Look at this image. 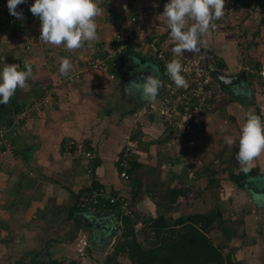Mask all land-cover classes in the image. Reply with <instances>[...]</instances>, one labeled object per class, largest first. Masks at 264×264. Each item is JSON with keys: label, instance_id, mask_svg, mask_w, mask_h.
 <instances>
[{"label": "crops", "instance_id": "1", "mask_svg": "<svg viewBox=\"0 0 264 264\" xmlns=\"http://www.w3.org/2000/svg\"><path fill=\"white\" fill-rule=\"evenodd\" d=\"M227 1L225 0V4ZM168 2L169 0H96L102 9V13L95 19L99 40L90 44L85 43L82 48L72 52L63 46L56 47L40 41V21L21 35L10 33L12 42L9 44L5 43V36L0 34V70L5 63L18 64L19 70H25L24 64L27 62L32 68V77L26 82L27 86L16 90L7 107L11 108V102L14 100L30 105L47 98L41 110L37 113L33 110L35 114H31L28 122L13 128L4 138L5 146L0 145V205L7 200V198L3 199L4 195L16 199L17 192L20 191L31 199L28 198L29 203L19 200L18 203L23 204L16 210L26 213V217L24 216L26 220H34L37 217L34 211L44 213V219L48 220L50 217L45 214L47 209L52 212L64 211L75 204V195L89 187V177L85 169L87 167L92 169L94 160L99 161L93 174L95 181L105 188L117 191L122 198L130 202L129 211L141 218H144L142 214H146L144 208L153 212L151 206L154 205L156 192L153 190L155 186L145 180L141 181L140 175L145 176L144 171L148 167L155 169L157 161H160L159 167L165 171L168 180H172L173 177L183 178L185 181L182 185L188 186L192 193L191 184L204 183L206 179L205 174L203 178L199 175L197 177L195 170L206 172L208 166H215L218 169L223 164L224 169L232 167L231 174L243 173L235 158L239 151L240 129L249 112L259 115L264 121V92L259 79L245 78L231 86L225 85L219 79L215 80V89L212 90L217 94L212 95L210 103L208 100V107L201 113L199 130L194 135L193 145H187L186 140L181 135H177L176 130L171 129V135L162 142L171 139L177 143L172 145L167 143L166 145L169 146L162 153L156 142L153 144L150 142L157 140L160 143V138L170 128L161 122L158 114L151 107L156 105L155 102L146 103L138 95L134 100L127 101L126 106L129 104L132 106L130 110L118 111L120 107L104 108V104L112 103L111 96H103L110 90L107 89L110 83L114 85L111 92L118 85L120 93L124 95L128 90L132 91L127 84L129 81L126 84L123 82L126 77L130 78L137 71L152 73V68L145 58L153 57L157 51H169L173 56L171 49L175 46V42L169 38L170 33L164 40H160L163 33L168 31L166 18L161 16L164 5ZM231 15L226 11L223 18L215 21V29L211 30L209 36L202 38L206 43H201L199 48L206 50V53L212 51L214 55L225 61L226 67L221 71L222 75L238 77L242 60L239 51L234 47L237 41L233 42V33L228 31L229 24L233 20ZM130 18H134V21ZM128 26L136 29L134 34L139 42L135 45V49L144 58L143 66H136L137 62L134 61L122 65L118 59L115 60L119 65V73L122 76L125 74V79L120 76V82L117 81L119 79L115 80L116 84L109 79L106 71L85 68L86 61L99 60L107 55L115 47L113 33H122ZM194 53L197 52H185L178 58H191L196 55ZM260 54H264V51ZM260 54L258 53V57L254 56V58L263 60ZM210 56L209 58L213 59L212 55ZM63 58H68L72 65L67 75H62L59 71ZM77 74L79 76H76ZM159 75L162 76L160 71ZM133 80H137V77ZM102 98L107 99V102H103ZM151 108L152 112L145 116L144 111L146 109L149 111ZM152 129L155 131L152 132ZM225 136H232L236 144L229 147L224 142ZM1 137L2 133L0 139ZM181 139L184 145L181 144ZM62 142L65 143L64 152L60 151ZM130 142L133 144H131L133 150L137 149L134 156L139 158L143 167L138 177L132 174L131 181L124 182L118 177V161L122 149L128 148ZM86 153L91 155L90 159L85 156ZM178 164H183V169L176 173L171 166ZM195 167L197 169H194ZM251 171L255 173L254 177H248L240 183L230 179L227 188L219 189L221 192L227 190L225 193L229 195L235 194L232 199L235 206L238 202L244 200L246 202V199L250 201L249 197L254 195L255 205L257 204V209L262 210L263 213L254 216V210L251 219L259 224L258 235L264 237V181L261 184L257 183L259 178L264 177V153L253 161L248 172ZM135 180L139 183L131 184ZM247 180L253 183L245 184ZM212 181L210 180V183ZM10 186L15 187L16 190L12 194H7L5 190ZM243 186L248 187L250 192L245 191ZM202 189L206 191L208 186L201 187L200 190ZM203 195L205 193L201 192L202 197ZM199 198L197 193L196 198L190 197L188 202L192 205V202L196 203ZM204 199L203 201H206V197ZM24 204L28 207H23ZM232 210L236 209L232 207L229 212L232 213ZM3 212L4 210L1 211L0 208V213ZM5 212L6 219L12 216L11 210L6 209ZM146 217L153 216L146 214ZM77 218L81 220V215L77 214ZM243 224V221L240 222L241 227ZM26 226H29V223ZM82 227L92 232L90 228ZM246 232V230L242 231V235ZM77 233L83 234L87 231L78 230ZM232 241L235 243L237 239ZM238 242L240 244L239 239ZM253 244L259 246L257 247L259 252H264L263 249L260 250L261 242ZM78 245L76 243L75 246ZM258 259V262L255 260L257 264H264V257ZM236 260L240 264L238 257ZM83 262L88 264L84 260Z\"/></svg>", "mask_w": 264, "mask_h": 264}, {"label": "rangeland", "instance_id": "2", "mask_svg": "<svg viewBox=\"0 0 264 264\" xmlns=\"http://www.w3.org/2000/svg\"><path fill=\"white\" fill-rule=\"evenodd\" d=\"M233 10L235 14L232 12L231 16L233 20L229 24L230 28L228 29V31H232L233 33V39H234L233 42L237 41L236 46L234 47L236 50H238L241 46L240 44H243L245 47H248L246 52L250 53L252 58L255 59L254 56L258 57V53L260 54L264 51V48H262L264 47V44H262L261 47L259 48V46L256 47L254 46V44L250 42L252 31L256 29V27H258L257 22L255 23L253 22L259 20L260 16L259 15L256 16L254 12L236 13V9L234 8ZM243 33L244 36L242 37L241 35ZM260 56L261 59L264 60V54L262 55L260 54ZM151 68L152 70L155 69V67L153 66ZM141 75L142 74H140V76ZM122 78L125 79V74L122 76ZM127 81L130 82L133 81V79L126 77V79L124 80V84H126ZM137 82L140 81L137 79ZM127 84L129 85V83ZM112 86L114 85L110 83V85L107 86V89L110 90H108V93L103 95L104 97H106L107 95L111 96L110 100L112 101V103L110 102L111 104H104V108L107 107L108 109L109 107V109H112V107H117V108L120 107L118 111H122L123 109L125 110L132 109V106L130 104L126 106L128 102L126 101L125 98L127 96L121 95L119 86L116 85L114 90L111 92L113 88ZM103 88L106 89V87ZM106 100L107 99L102 98L103 102H107ZM144 112H145V116H147L148 113L147 109ZM156 117L158 118V116ZM154 131L155 129H152V132ZM176 134L178 135L179 131ZM173 141L171 139H167L166 142H162V143L160 142V144H156V145L160 146L161 148L160 152L162 153L163 151H165V149H167V146L172 145L175 142L177 143V141L175 140ZM167 143L169 145H166ZM131 144H132L131 142L128 143V146L132 147L133 144L132 145ZM181 144L184 145L182 139H181ZM159 162L160 161H157V164L155 165L156 166L155 169L151 167L145 169L144 171L145 176L143 175L142 177V175H140L141 181L145 180L146 182L150 183V185H153V187L155 186L153 190H155L156 192L154 195L155 198L153 202L154 205L151 206L153 212L148 210V208H144V212L146 214H149L154 218H158L159 216H161L160 217L162 219L161 224L163 225L165 221H167L168 223H172L178 217H186L187 215L196 214V213H210L212 210H214L215 212H218L220 218H222L225 221L224 225H222L224 229L219 227V224L216 221L214 223L215 226L211 228V230L209 231V233H207V235L215 245L224 248V250L222 251L224 255L230 254L232 255V257L235 258V260L238 257L240 260L239 261L240 264H247V263L256 264L259 261L258 257H264V252L258 251L257 247L259 246L256 245L254 246L253 244L254 242L255 243L261 242L262 246L260 247V250L261 249L264 250V237L258 235L259 232H257L259 224L257 223V221L251 219V214L253 213L252 211L255 210L254 216L255 215L259 216L263 213L262 210L257 209L258 207L257 204L255 205V200H254L255 198H253L254 195L251 194L253 197H249L250 201L246 199L245 202V200L243 199L244 201L238 202V204H236L235 206L232 200L234 199L235 194L229 195V193L228 194L225 193L227 190L221 192L219 189L220 187L227 188L226 186L229 185L228 180L231 181L230 175H234L231 174L233 171L232 167L224 169L222 164L219 167L224 169L223 171L219 167L218 169H216L215 166H208L206 172H201L202 170L201 171L195 170V175L197 177L198 175L202 177L204 174L206 177L204 183L195 182L194 185L191 184V188L193 189V193L191 194L192 195L191 199H193L194 196L193 194L196 191V193H199L200 200H198L196 203H193L191 201L192 205L189 204L188 201H183V202L180 201L177 210H175L174 206L168 204L166 199L168 198L172 190L176 188H181L185 180L183 178L177 179L175 177H173L172 180H168L167 176L165 175V171L160 169ZM194 169H197V167H195ZM140 172L141 171L136 172L137 177L140 174ZM86 175L89 177L88 180L90 182L91 175L89 173ZM162 175L164 177H161ZM210 180H213V182L210 183ZM263 181H264V177L259 178L257 183L261 184ZM209 183L212 185V187L210 188L211 190H208L209 188L206 191H204L203 189L200 190L201 187H205ZM242 188L245 191L247 190L248 193L250 192L249 191L250 189L248 187L243 186ZM14 190H16L15 187L10 186L5 191H7V194H12ZM201 192L205 193L203 197L201 196ZM24 194L18 191L16 199H12L10 196L9 199V197H6V195L3 196V199L7 198V200L6 202H2L3 204L0 205L1 211L4 210L3 213H0V264H14L17 260H19L22 256H24L26 253L30 251L41 253V256L51 255V257L54 259H59V260L64 259V261L70 259L83 261L86 259L88 264H105L108 255H110L114 250L113 248L114 243L120 234L119 230L116 231V233L114 234L115 235L114 239H111L112 230L109 233H106V231L103 230L104 229L103 227H100V229H98L97 231L95 229H91L92 232H89L87 230V233H83V234L77 233L76 235L75 233L76 224L72 220L64 223L62 221L63 218L67 217L66 209H64V211L62 212H59L58 214L50 211V209H47V211H45V214H47V216L50 217L48 219V222L52 223V225L50 223L48 224V222L44 218H39L38 217L39 214L36 211H34V215L38 217V218L36 217L37 219L35 218L34 220L32 219L26 220L25 219L26 213L22 211L20 213L18 212L19 210H16L18 209V206H22L23 203H20L21 201L22 202L26 201L29 203L27 199V195ZM227 196L230 198H228ZM204 197H206V201H203ZM236 197H238V194H236ZM29 199H31V197ZM19 200L20 202L18 203ZM155 202L156 203L161 202L165 206H161L157 208L155 206ZM258 206H262V205L258 204ZM232 207H234L237 211L232 210V213H230L229 209ZM6 209L12 211V216L7 217V219L5 218V216L7 215V213L5 212ZM151 213L154 214L151 215ZM146 214L145 215L142 214L144 217L142 219L147 221V219H145ZM242 221L244 222V224L241 227L240 222ZM27 223H29V226H26ZM91 226L93 225H89L88 227ZM135 230L138 241L141 242L144 246H149V242L145 241L148 233L146 230H144V226L137 224L135 226ZM244 230H246L247 232L245 235H242V231ZM84 231L85 230H81V232ZM234 231H235V236L232 237L231 235L233 234L231 232ZM73 234L75 235L74 240L71 239ZM84 239H86V241ZM234 239H237V242L239 239L240 244L239 242L238 243L235 242L236 243L235 244L232 241ZM47 240L53 241L52 242L53 245L49 249L45 247V242ZM76 243H78L79 245L75 246ZM117 263L129 264V261L124 256H120L117 258Z\"/></svg>", "mask_w": 264, "mask_h": 264}, {"label": "trees", "instance_id": "3", "mask_svg": "<svg viewBox=\"0 0 264 264\" xmlns=\"http://www.w3.org/2000/svg\"><path fill=\"white\" fill-rule=\"evenodd\" d=\"M233 2L235 3V0ZM255 22H257L259 26L264 25V18H261L258 21H254L253 23ZM169 33V30L166 31V33H163L160 40H164V38H166ZM261 34L262 32L259 27H256V29L252 31L250 42L256 47H260L262 44H264V39L261 37ZM241 36L243 37L244 33ZM240 45L241 46L238 51L241 55L242 66L246 65L248 67H252L253 69H258L260 65H262V61L258 60L257 58H255L256 60L253 59L250 53L246 52L248 47H245L243 44ZM163 55L165 60H172L174 58V56L170 55L169 51L164 52ZM207 55L208 57H211L210 55H212L213 60L215 62V66L217 67V69H219L218 72H221L226 67L225 61L219 58L218 56L214 55L212 51L207 52ZM117 59L123 65L127 62H137V60H142L144 58L140 56V52L135 49V46H126L113 59L108 60L107 69L105 70V73L109 75V79L110 75L113 76V79L110 80H113L114 84H116L115 80L119 79L120 76H122L119 73V65H117L115 68L111 66L112 63ZM145 60L147 61V64L150 63L151 67H156V69H158L163 75V72L165 70L164 64L160 62L155 56L147 59L145 58ZM245 78L246 80L247 78L259 79V83L262 85V89L264 92V78H261V76L249 75L248 73H245ZM120 79L117 81L120 82ZM161 79L164 80L163 78ZM162 95H164V86L160 89L157 99L162 98ZM33 104L34 103H31L29 105L14 100L11 102V108L7 107L6 112H0V130H2V137L0 139V142L2 144L5 145L6 141L4 138L9 132H11L13 128L15 129L18 126H21L24 122H28V118L31 116V114L34 113L32 112ZM21 114H23L24 117L19 118V120L16 121L17 117ZM155 142L156 144H160L157 142V140L152 141L150 143L153 144ZM60 147V151L64 152L65 143L62 142ZM98 163L99 161L94 160L92 164V169L91 167H87L85 169L86 174H92L89 182L90 185L89 187H87V189H84L78 195H75V204L66 209L67 217L63 218L62 220L63 222L72 220L76 224V233L78 232V230L82 229L81 221L77 218L78 213H86L90 210H120V202H109V197L119 196L118 192L101 186L94 179L93 174L95 172L96 167L99 165ZM129 165L130 176L132 174H136V172L140 171L143 167V165L139 162V158L137 156H134V154L131 155ZM120 169L122 170V168L119 167L118 161L117 171L119 172ZM254 174L255 173L252 171L243 173L240 172L237 175H230V178L236 180L237 183H240L246 180L248 177H254ZM136 183H139V181H132L131 184L136 185ZM207 186L208 188L212 187L210 183ZM93 190L103 191L102 194L105 195L97 194L95 198H92L93 195L90 193ZM191 194L192 191L189 190L188 186H182L181 188H176L172 190L166 201L168 204L174 206L175 210H177L180 201H188V199L192 196ZM107 195H109V197ZM193 195V198H196L197 193H194ZM28 198L29 197L27 195V199ZM91 200H95V203H91ZM155 206L159 208L165 205H163V203L161 202H155ZM24 207L26 208L28 207V205L24 204ZM55 213L58 214L59 212L55 210ZM38 214L39 218H44V213L42 214L41 212H39ZM141 219V216L137 215L132 211H129V213L125 215H120V234L114 243V250L110 255H108L105 264H118L117 258L120 256H124L125 258H127L129 264H238L234 257H232L230 254L224 255V253L222 252L224 248L215 245L207 235L211 228L215 226L214 223L216 221L218 222L219 227L224 229L222 225H224L225 221L220 218V215L217 214L214 210H212L210 213H196L187 215L186 217H178L172 223H168L167 221H165L163 225L157 224L153 227H150L149 225L157 221L158 218L147 217V221L143 219L141 221ZM45 220L48 222L47 219ZM140 222L144 226V230H146L148 233L145 241L149 242V246H144L137 239L135 226ZM49 223L50 222H48V224ZM50 224L52 225V223ZM231 233L233 234L231 235L232 237L235 236V231ZM74 237L75 235L73 234L71 239H74ZM52 242L53 241L51 240L46 241L45 247L49 249L53 245ZM84 261L87 262L86 259ZM14 264H84V262L75 259H70L67 261H64V259H54L51 257V255L41 256V253L30 251L24 256H22L19 260H17Z\"/></svg>", "mask_w": 264, "mask_h": 264}, {"label": "clouds", "instance_id": "4", "mask_svg": "<svg viewBox=\"0 0 264 264\" xmlns=\"http://www.w3.org/2000/svg\"><path fill=\"white\" fill-rule=\"evenodd\" d=\"M25 2L26 0H7L9 14L17 19H23V13L18 12L17 8ZM29 10L40 21L39 40L46 44L56 47L63 46L66 50L72 52L82 48L85 43L90 44L99 40L98 26L95 19L102 13V9L98 6L96 0H34ZM237 12L239 13L236 10ZM225 13V0H169L164 5L161 16L166 18L167 28L170 31L171 38L175 41V46L171 49L174 58L167 63L166 73L177 88L186 87L187 81L181 75L182 71H184L181 61L175 57H180L185 52L199 51V45L206 43V40L202 38L211 34V30L216 27L215 21L223 18ZM233 13L235 14V12ZM19 68L18 64L5 63L2 70H0V105H7L16 90L25 88L27 86L26 82L32 77L30 64L25 62V70H19ZM71 68L70 60L63 58L59 68L60 73L67 75ZM217 74L222 73L217 72ZM260 75L264 77V70H261ZM140 77V82H137V80L130 81L128 87L135 89L144 102H156L159 91L164 86L159 70L153 69L152 73H148L146 76L143 74ZM215 79H218L216 74ZM224 142L231 147L236 141L232 136H225ZM136 151L137 149L135 148V151L133 150L135 152L134 155ZM262 153H264V121L261 120L259 115L249 112L246 115L245 123L240 129L239 151L235 158L241 166V170L248 172L253 161L260 157ZM120 161L121 156L119 158V167H121ZM129 170L130 165L127 170L128 174ZM121 171L120 169L118 172L119 178ZM129 181H131L130 174ZM98 192L100 191L93 190L90 194L93 195ZM91 203H93L92 200ZM127 203V212H124L121 208L114 211H118L119 216L129 213L131 206L129 201ZM87 212L96 211L90 210ZM78 214L82 215L85 213ZM81 221L82 226L88 227L90 225L89 221L85 225H83L84 221L82 218ZM139 225L142 224L140 223ZM88 228L96 231L100 229V227L95 225ZM81 230H84L83 227ZM88 231L90 232L89 229ZM114 238L115 235L111 237V239Z\"/></svg>", "mask_w": 264, "mask_h": 264}, {"label": "built area", "instance_id": "5", "mask_svg": "<svg viewBox=\"0 0 264 264\" xmlns=\"http://www.w3.org/2000/svg\"><path fill=\"white\" fill-rule=\"evenodd\" d=\"M230 1L231 4L229 3V0L227 1V4H225V11H227L228 14H231L232 10L235 8L239 12H254L256 16H260V19L264 18V0H235V3L233 2L234 0ZM33 3L34 0H26L24 4L19 5L17 11L22 12L24 18L17 19L9 14L7 0H0V34L5 36V43L9 44L12 42V38L9 36L10 33L21 35L25 31H28V28L39 23V19L34 17L29 10ZM130 20L134 21V18H130ZM258 27L261 29V37L264 39V25H258ZM135 32L136 29L132 26H128L122 33L115 32L113 34L115 47L102 59L86 61L85 68H94L100 71H105L107 69L108 60L113 59L126 46H134L135 44H138L139 41L135 37ZM169 38L172 39L171 35H169ZM172 42L175 41L172 39ZM163 53V51H157L154 56L162 62L165 67L163 72L164 76L162 75V78L164 79V95H162V98L156 100V105L154 107H151L155 113L158 114L164 125L177 132L179 131V135L186 140V144L191 146L193 145L194 135L199 130L201 113L203 109L208 107L212 95L214 96V94H217L212 88L215 89V74L219 69L215 66L214 60L208 57L206 50L201 48H199V51L194 53L196 55L191 58L182 59L177 57L184 68L181 75H183L187 81L186 87L177 88L166 73V65L171 60H165ZM261 61L262 65H260L258 69L241 65L239 67L240 75L248 73L249 75L261 76L260 72L261 70H264V60ZM117 64L118 63L114 61L111 66L115 68ZM21 65L23 66V63ZM76 76H79V74ZM261 78L264 77L261 76ZM110 79H113L112 75H110ZM46 102L47 98H44L40 102H35L32 105L33 110L39 112L42 105ZM152 108L148 111L149 114L152 112ZM23 117V114L19 115L16 121ZM0 133H2V130H0ZM0 144L2 143L0 142ZM132 153V147H128L123 150L121 155L120 166L122 167V171L120 173V178L124 182H129V174L127 173V170L129 169V161L131 160ZM85 156L89 159L91 158L89 153H86ZM102 193V191H100V193H94L92 198H95L97 194L104 195ZM116 201L121 203V210L127 212L128 203L124 198L121 196L109 197L110 203H115ZM93 203H95V200Z\"/></svg>", "mask_w": 264, "mask_h": 264}, {"label": "water", "instance_id": "6", "mask_svg": "<svg viewBox=\"0 0 264 264\" xmlns=\"http://www.w3.org/2000/svg\"><path fill=\"white\" fill-rule=\"evenodd\" d=\"M143 65H144V62L142 60H137L136 66H143ZM127 72H129V71H127ZM140 74H142V75L144 74L145 76L148 75L147 72L144 73V71H137V72H135V75H131L130 78L133 79L134 77H137V79L140 81V78H139ZM216 77L222 83H224L225 85H229V86L234 85L237 81L241 82V81L245 80L244 74H241L238 77H229V76H225V75L216 73ZM0 110H1L0 112H2V113L6 112L7 111V105H0ZM170 135H171V129H168V131L166 133H164V135H162V137L160 138V141L161 142L164 141ZM171 167H172L174 172L179 173L183 169V164L173 165ZM251 182L252 181L247 180V181H245V184H249ZM81 218L84 221L83 225H85V223L89 221L90 225L103 227L104 228L103 230L106 231V233H109L112 230V237L114 236L116 231H118V227L120 225L119 212L114 211V210L87 212L85 214H82ZM161 223H162V219L159 218L157 221L153 222L150 225V227H153V226H155L157 224H161Z\"/></svg>", "mask_w": 264, "mask_h": 264}, {"label": "flooded vegetation", "instance_id": "7", "mask_svg": "<svg viewBox=\"0 0 264 264\" xmlns=\"http://www.w3.org/2000/svg\"><path fill=\"white\" fill-rule=\"evenodd\" d=\"M125 90V89H124ZM124 95H126L127 97L125 98L126 99V101H132V100H134L135 99V97H137L138 95H140L138 92H136L135 91V89H132V91L130 90H128V92L127 93H125Z\"/></svg>", "mask_w": 264, "mask_h": 264}]
</instances>
